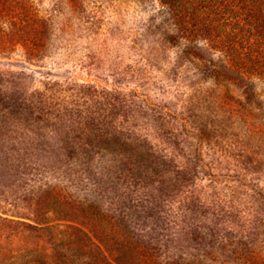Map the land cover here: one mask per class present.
<instances>
[{
	"label": "rangeland",
	"instance_id": "374dc122",
	"mask_svg": "<svg viewBox=\"0 0 264 264\" xmlns=\"http://www.w3.org/2000/svg\"><path fill=\"white\" fill-rule=\"evenodd\" d=\"M13 2L0 264H264V57L166 40L157 1Z\"/></svg>",
	"mask_w": 264,
	"mask_h": 264
},
{
	"label": "trees",
	"instance_id": "16d2710c",
	"mask_svg": "<svg viewBox=\"0 0 264 264\" xmlns=\"http://www.w3.org/2000/svg\"><path fill=\"white\" fill-rule=\"evenodd\" d=\"M13 1L14 4L12 5L25 8V0ZM135 1L150 6L157 1L161 5L159 9L161 10V22L164 26L163 38L166 40L171 39V37L179 40L184 38L188 41V45L202 38L209 48L218 49L228 55L231 65H225L224 68L241 74L243 78L245 73L254 68L250 61L256 62L259 61L260 56L261 58L264 57L261 55L264 52V0L248 1L252 6L254 5L253 10L245 8L244 4L237 3L239 8H231L227 15L224 14L226 6L219 9H214L213 6L207 7L211 4V0ZM215 15H219L220 19L219 17L216 18ZM165 26L170 27L171 31H165ZM11 33L16 35V32ZM19 35L22 36V34ZM251 36L254 40L250 39ZM5 220L24 223L12 218H5ZM100 251L99 248L98 252Z\"/></svg>",
	"mask_w": 264,
	"mask_h": 264
}]
</instances>
